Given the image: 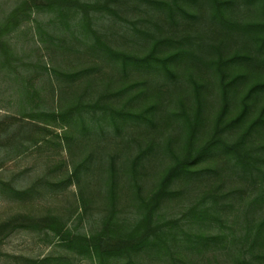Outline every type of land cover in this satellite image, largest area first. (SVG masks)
Returning a JSON list of instances; mask_svg holds the SVG:
<instances>
[{"label": "rangeland", "instance_id": "374dc122", "mask_svg": "<svg viewBox=\"0 0 264 264\" xmlns=\"http://www.w3.org/2000/svg\"><path fill=\"white\" fill-rule=\"evenodd\" d=\"M23 1L44 7L39 11L34 7V13L21 19L4 37L13 52L11 65L5 66L0 56V123H10L11 129L18 132L17 139L0 150V221L19 214L38 218L51 213L62 217L74 232L89 234L100 229L101 220L107 214L105 196L111 157H115L120 166L139 148L154 143V152L146 158L140 179L145 192L150 190L170 162L167 144L170 142L172 149H177L184 143L185 129L179 115L182 112L192 114L195 84H204L206 88L201 90L202 115L209 128L220 103L219 75L214 62L219 54L226 59L255 51L248 37L226 22L240 25L260 22L263 19L261 4L248 0H217L224 3L222 17L216 13L211 0H196L193 4L182 5L187 14L177 11L169 16L167 11L156 9L151 0H82L103 4V10L91 13L93 29L113 49L136 55L147 53L153 40L141 35V31L158 39L170 37L180 41L186 38L184 42L187 41V49L194 51V58L176 61L173 65L175 77L171 78L151 70L132 69L123 74L112 61L89 50L92 38L85 39L78 27L73 28V32L71 29L56 30L52 24L53 14L45 9V0H0V25ZM173 47H177L176 43L163 46L162 51L171 53ZM69 48L77 53H70ZM52 68L61 72L79 69L89 72L77 81L68 82L55 79L51 75ZM235 69L240 67L234 66L226 72L231 75ZM128 84L132 86L127 93L112 99V93ZM24 89L30 96H26ZM139 90H143L141 94ZM104 93L110 94L107 104L116 108L128 103L129 108L137 111L155 105V125L130 120L120 123L117 131L109 120L103 119L102 112L97 111L85 118L90 130L83 133L79 124L64 127L49 123L46 126L42 125L43 121L24 118L30 112L60 110L80 97L86 103L95 102ZM131 98L133 101L127 102ZM258 141L264 143V137ZM82 163L85 167L78 179L73 178L69 183L71 172ZM222 163L219 159V168L223 167ZM203 164L205 166L206 161ZM259 186L253 189L236 174L222 170L218 175L207 174L193 179L185 186L184 194L168 202L161 212L165 219L181 218L192 206L201 203L211 206L210 201L203 199L206 201L203 203L202 198L216 193L221 196V205L227 207L222 214L224 228L221 230L214 223L204 231L210 234L234 232L237 237L243 236L247 232V222L251 221L254 226L264 213V206L247 213L248 202L262 189ZM12 189L31 190V193L17 198ZM120 192L117 209L122 213L118 216L127 217L132 224L136 215L128 203V192L126 188ZM80 195L87 200L85 205ZM59 243L58 238L43 231H18L0 246V264H30L28 260L39 262L46 257L50 260L43 264H95ZM258 252L264 253V247ZM236 253L231 244H226L202 254L188 255V258L193 264H237ZM143 264L166 263L146 259Z\"/></svg>", "mask_w": 264, "mask_h": 264}, {"label": "trees", "instance_id": "16d2710c", "mask_svg": "<svg viewBox=\"0 0 264 264\" xmlns=\"http://www.w3.org/2000/svg\"><path fill=\"white\" fill-rule=\"evenodd\" d=\"M193 1L196 0H151L150 3L156 9L167 11L169 16H173L177 11L187 14L182 9V5L193 4ZM211 1L216 13L223 17L221 6L224 3ZM248 2L261 4L263 19L260 22L245 25L226 23L248 37V41L255 46L254 53L234 54L226 59L219 54L214 62L219 75L220 103L208 129L202 115L204 98L201 90L206 88L204 84H195L193 88L195 105L192 107V114L182 112L179 115L181 118L178 117L185 129L184 143L177 149H172L170 142L167 144L170 162L150 190L145 192L140 179L145 171L143 165L146 158L154 152L155 144L152 142L142 149L139 148L130 160L120 166L117 165L116 158L111 157L105 196L108 208L107 214L101 220L99 230L91 231L89 234L74 232L66 226L62 217L51 213L38 218L29 214H19L0 221V246L18 231H43L58 238L59 245L77 256L88 258L95 264H143L146 259L162 261L166 264H193L188 255L202 254L226 244H231L236 249L237 264H264V253L258 252L264 247V213L254 226L251 221L247 222V232L237 237L234 232L225 234L221 231L224 228L222 214H225L227 207L221 205V196L216 193L202 198L210 201L211 206L205 207L202 203L192 206L181 218L165 219L161 212L168 202L184 194L185 186L193 179L207 174L218 175L222 170L236 174L240 180L254 187L253 189H256V185L264 189V143L258 141L264 137V0H248ZM44 5L45 9L53 14L52 24L56 30L71 29L73 32L72 29L78 27L85 39L92 38L88 46L89 50L97 51L105 59L112 61L123 74H127L132 69L151 70L163 72L168 77L174 78V63L180 59L194 58V51L192 48L187 49V41L184 42L186 38L180 41L170 37L158 39L147 31H141L140 34L150 37L153 42L145 54L136 55L111 48L93 29L91 13L103 10L102 3H88L82 0H45ZM34 7L39 11L44 6L23 1L0 25V56L5 66L11 65L13 52L4 37L18 26L21 19L31 16ZM104 8L109 9L108 6ZM109 12L115 13L111 9ZM173 43L177 45L173 47L174 51L163 53L162 47L171 46ZM67 50L70 53H77L72 48ZM234 66L240 69H235L236 72L229 75L227 69ZM50 71L55 79H65L68 82L77 81L89 72L87 69L61 72L55 68ZM251 75L253 77L248 79ZM131 86L128 84L119 88L111 94L112 99L120 98ZM24 90L28 96V91ZM142 91L139 90V94ZM109 97L110 94L104 93L95 102L87 103L80 97L70 101L60 110L30 112L25 114L24 118L32 122L43 121L42 125L46 126L50 125L49 123L64 127L79 124L83 133L90 130L85 118L90 114L95 115L97 111L102 112L103 119L109 120L117 131L120 123L130 120L155 125L154 116L157 113L155 105H147L137 111L129 108L128 103L116 108L107 104ZM5 124L0 123V150L5 149L6 145L18 137V132L11 129L13 125L9 123L5 126ZM219 159L223 162L222 168L218 167ZM205 161L206 165L203 166ZM84 167L83 163L75 167L68 182L72 183L73 178L78 179ZM123 188L128 192V203L136 215L132 224L127 217L118 216L122 213L117 206L120 204V191ZM262 189L259 195L248 202L247 213L256 211L258 207L263 208L264 190ZM11 191L17 198L27 197L31 193V190L12 189ZM238 192L241 191L236 193ZM204 200L203 203L206 202ZM80 201L84 205L87 202L83 195H80ZM214 223L219 225L221 232L206 233L204 230ZM49 260V257H46L39 262L28 261L30 264H43Z\"/></svg>", "mask_w": 264, "mask_h": 264}]
</instances>
